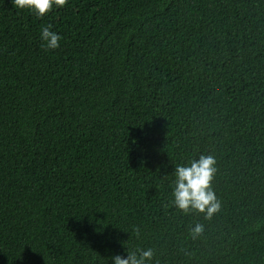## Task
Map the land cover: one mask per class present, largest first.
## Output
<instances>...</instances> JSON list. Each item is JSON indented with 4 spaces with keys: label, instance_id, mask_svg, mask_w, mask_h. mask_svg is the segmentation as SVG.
I'll return each mask as SVG.
<instances>
[{
    "label": "trees",
    "instance_id": "1",
    "mask_svg": "<svg viewBox=\"0 0 264 264\" xmlns=\"http://www.w3.org/2000/svg\"><path fill=\"white\" fill-rule=\"evenodd\" d=\"M201 155L211 218L173 203ZM149 249L264 264V0H68L40 19L0 0V264Z\"/></svg>",
    "mask_w": 264,
    "mask_h": 264
},
{
    "label": "clouds",
    "instance_id": "2",
    "mask_svg": "<svg viewBox=\"0 0 264 264\" xmlns=\"http://www.w3.org/2000/svg\"><path fill=\"white\" fill-rule=\"evenodd\" d=\"M68 0H13V5L18 10H26L43 18L54 8H63ZM40 40L48 50L60 47L62 36L53 30L51 24L42 27ZM216 161L213 156L201 155L185 164H179L175 168L174 188L172 191L174 205L184 213L197 211L204 213L207 218L219 211L220 202L212 188V181L216 173ZM203 228L196 225L192 229L194 234H200ZM153 257L151 249L141 251L139 255L130 252L126 257L117 255L113 257V264H148Z\"/></svg>",
    "mask_w": 264,
    "mask_h": 264
}]
</instances>
